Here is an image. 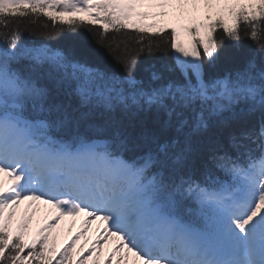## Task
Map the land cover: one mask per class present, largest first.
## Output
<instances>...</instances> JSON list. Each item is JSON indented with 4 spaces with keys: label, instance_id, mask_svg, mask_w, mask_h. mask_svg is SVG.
<instances>
[{
    "label": "snow or ice",
    "instance_id": "obj_1",
    "mask_svg": "<svg viewBox=\"0 0 264 264\" xmlns=\"http://www.w3.org/2000/svg\"><path fill=\"white\" fill-rule=\"evenodd\" d=\"M0 264H264V0H0Z\"/></svg>",
    "mask_w": 264,
    "mask_h": 264
},
{
    "label": "trees",
    "instance_id": "obj_2",
    "mask_svg": "<svg viewBox=\"0 0 264 264\" xmlns=\"http://www.w3.org/2000/svg\"><path fill=\"white\" fill-rule=\"evenodd\" d=\"M108 35L109 39H112L114 36L118 40L125 39V37L117 36L113 32H110ZM22 42L26 46L47 45L57 47L82 61L103 66L118 67L111 53L106 48L99 45L93 38L92 34L85 31L76 34L65 33L59 39L51 41L25 33L22 36ZM250 55L251 51L247 42L242 43L239 46L226 42L220 50L216 65L214 67L207 64L204 66L205 76L206 78L222 76L224 73L231 71L236 67L243 66ZM172 59V53L170 52L157 53L155 56L143 54L138 63V75H143V68L149 63L162 61L171 62ZM258 121L259 117L257 116L253 117L249 123L254 126Z\"/></svg>",
    "mask_w": 264,
    "mask_h": 264
},
{
    "label": "rangeland",
    "instance_id": "obj_3",
    "mask_svg": "<svg viewBox=\"0 0 264 264\" xmlns=\"http://www.w3.org/2000/svg\"><path fill=\"white\" fill-rule=\"evenodd\" d=\"M69 228H72V232L73 233L75 231L79 230V228H80L79 220L77 221V223H76L74 228L72 227L70 220H65V221H63L61 223V226H60V229H59V231L61 232V243H63L64 240L71 238V234L68 231ZM81 242H83V240Z\"/></svg>",
    "mask_w": 264,
    "mask_h": 264
}]
</instances>
